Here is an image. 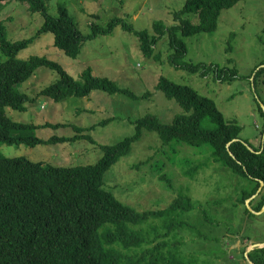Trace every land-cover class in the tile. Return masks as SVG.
Instances as JSON below:
<instances>
[{
	"label": "trees",
	"instance_id": "16d2710c",
	"mask_svg": "<svg viewBox=\"0 0 264 264\" xmlns=\"http://www.w3.org/2000/svg\"><path fill=\"white\" fill-rule=\"evenodd\" d=\"M6 1L0 0V5ZM17 1L26 4L31 13H41L44 21L35 35L12 41L6 36L4 20L0 19V49L8 57L0 62V141L10 145L36 146L79 139L97 143L90 131L116 119L112 116L89 127H81L49 121L40 125L10 118L7 107L25 111L27 103L34 100L19 90V84L30 79L41 67L55 70L60 75L40 91L41 95L56 102L72 96L89 97L96 91L124 94L134 100H149L154 96L150 90L138 94L112 78L95 74L91 67L84 69L81 79H77L47 56L18 58L19 52L42 32H51L56 47L67 56L78 58L89 40L110 35L121 26L138 36L145 56L159 58L158 43L167 37L171 50L168 62L174 68L199 73L202 77L214 74L222 83H231L238 78L236 66L186 60L188 46L184 37L202 32L215 33L222 12L243 0H184V7L174 13L175 23L168 26L163 21H156L154 33L137 29L132 22L115 16L106 25L92 22L88 34L81 30L64 4H59L55 15L50 12L48 0ZM192 13L198 14L197 23L188 18ZM94 17L98 19L99 15ZM231 50L229 45L227 51ZM229 63H232L231 58ZM262 76L264 67L259 65L253 83ZM155 89L175 100L182 111L170 122L152 113L137 119L136 133L115 144H102L104 155L94 164L54 165L26 156L0 155V264H194L182 254L184 239L180 233L189 227L184 215L198 205L203 207V202L181 194L166 208L141 211L123 202L106 186L108 170L131 152L145 130L156 132L163 144L177 142L208 150L210 160L247 181L241 203L258 192L264 182V143L253 148L241 137L242 126L228 120L213 98L201 94L191 85L160 76ZM42 126L67 127L77 133L42 138L35 133ZM206 165L193 163L184 172L194 178ZM159 176L169 185L173 184L165 174ZM250 205L256 211L264 207V188ZM246 210L250 212L248 208ZM203 212L209 221V214ZM239 228L246 231V228ZM248 256L255 264H264V247L251 250Z\"/></svg>",
	"mask_w": 264,
	"mask_h": 264
},
{
	"label": "rangeland",
	"instance_id": "374dc122",
	"mask_svg": "<svg viewBox=\"0 0 264 264\" xmlns=\"http://www.w3.org/2000/svg\"><path fill=\"white\" fill-rule=\"evenodd\" d=\"M184 3V0H48L52 14L57 15L59 4L68 7L85 34L90 33L92 22L106 25L115 16L132 22L137 29L154 33L156 21H163L168 26L175 23L174 13L181 10ZM95 14L99 15L98 19ZM188 18L193 23L199 21L195 13L189 14ZM0 19L4 20L6 36L12 41L35 35L44 21L41 13H31L26 4L17 0L0 5ZM184 40L188 46L186 60L236 66L238 78L231 83H222L214 74L202 77L199 73L174 68L168 62L171 50L167 37L158 43L159 58L145 56L138 36L121 26L110 35L89 40L78 58H71L56 47L51 32H42L19 52L18 58L47 56L77 79H81L84 69L91 67L95 74L112 78L138 94L150 90L154 96L149 100H134L124 94L96 91L89 97L72 96L56 102L41 95L40 91L60 75L55 70L41 67L30 79L19 84V90L35 101L28 102L25 111L7 107L10 118L40 125L49 121L81 127H89L112 116L116 119L90 131L97 143L79 139L30 146L0 141V155L26 156L54 165L94 164L104 155L102 144H115L136 133L137 119L152 113L170 122L182 111L175 100L155 89L160 76L191 85L201 94L213 98L228 120L242 126L241 137L253 148H259L264 143V76L256 84L253 81L256 67H264V0H243L222 12L215 33L202 32L185 36ZM229 45L232 46L230 52L227 51ZM7 58L0 49V62ZM230 58L232 63H229ZM35 133L47 138L72 136L77 132L67 127L42 126ZM209 155L208 150L188 144H163L156 132L145 130L131 152L108 170L106 186L123 202L141 211L166 208L181 194L203 202V207L198 205L184 215L189 222V227L180 233L184 239L181 251L185 259L194 264H250L245 250L257 248L252 247L253 244L264 245V207L256 211L248 206L249 199L241 203L247 181L210 160ZM193 163L207 165L191 178L184 170ZM160 173L168 180L172 179L173 184L161 180ZM203 211L209 214V221ZM241 233L250 240L244 239Z\"/></svg>",
	"mask_w": 264,
	"mask_h": 264
},
{
	"label": "water",
	"instance_id": "95a60500",
	"mask_svg": "<svg viewBox=\"0 0 264 264\" xmlns=\"http://www.w3.org/2000/svg\"><path fill=\"white\" fill-rule=\"evenodd\" d=\"M263 188H264V182L261 183V187L259 188L258 192H257L255 195H253L252 198H250V199L247 201V204H248V206H249L250 208H251V205H250L251 200H252L253 198H255V197H256V196H257V195L263 190ZM251 209H252V208H251ZM252 247H260V248H262V247H264V245H263V244H253ZM251 250H253V249H251ZM251 250H249V251L246 252L247 259H248V261H249L250 264H255V263L250 259V257L248 256V255H249V252H250Z\"/></svg>",
	"mask_w": 264,
	"mask_h": 264
}]
</instances>
